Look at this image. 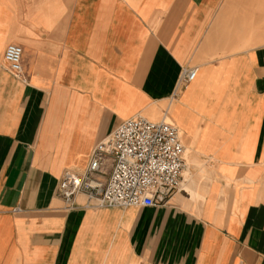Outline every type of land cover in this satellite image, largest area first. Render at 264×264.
<instances>
[{"label":"crops","instance_id":"obj_1","mask_svg":"<svg viewBox=\"0 0 264 264\" xmlns=\"http://www.w3.org/2000/svg\"><path fill=\"white\" fill-rule=\"evenodd\" d=\"M137 114L178 126V189L66 206L63 171ZM0 264H264V0H0Z\"/></svg>","mask_w":264,"mask_h":264},{"label":"built area","instance_id":"obj_2","mask_svg":"<svg viewBox=\"0 0 264 264\" xmlns=\"http://www.w3.org/2000/svg\"><path fill=\"white\" fill-rule=\"evenodd\" d=\"M22 47L6 45L4 60L11 72H21ZM195 68H184V85L196 76ZM185 147L176 123L150 121L137 114L123 120L94 145L90 161L81 173L65 170L56 195L73 207L76 194L87 197L85 205L156 206L164 204L178 189L185 168ZM109 166L108 177L101 179Z\"/></svg>","mask_w":264,"mask_h":264},{"label":"bare ground","instance_id":"obj_3","mask_svg":"<svg viewBox=\"0 0 264 264\" xmlns=\"http://www.w3.org/2000/svg\"><path fill=\"white\" fill-rule=\"evenodd\" d=\"M187 167H189V166H187ZM185 169V168H184ZM184 173V172H183Z\"/></svg>","mask_w":264,"mask_h":264}]
</instances>
